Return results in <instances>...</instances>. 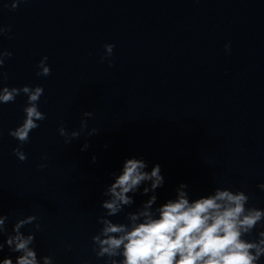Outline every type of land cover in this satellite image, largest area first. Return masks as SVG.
<instances>
[{
  "label": "water",
  "instance_id": "obj_1",
  "mask_svg": "<svg viewBox=\"0 0 264 264\" xmlns=\"http://www.w3.org/2000/svg\"><path fill=\"white\" fill-rule=\"evenodd\" d=\"M12 2L0 0V26L11 29L0 50L12 53L0 87H42L46 118L22 146L21 162L9 131L23 123L27 97L0 105V214L9 234L19 219L37 217L21 231L40 225L38 259L105 264L92 236L112 173L127 159H143L149 172L160 165L154 208L184 183L191 199L219 187L264 209V0H26L10 11ZM106 44L113 54L102 62ZM45 56L51 74L42 77ZM85 119L79 138L65 144L59 129L79 132ZM144 186L131 207L108 218L127 223L153 194L141 195ZM17 255L5 245L0 261L15 264Z\"/></svg>",
  "mask_w": 264,
  "mask_h": 264
},
{
  "label": "clouds",
  "instance_id": "obj_2",
  "mask_svg": "<svg viewBox=\"0 0 264 264\" xmlns=\"http://www.w3.org/2000/svg\"><path fill=\"white\" fill-rule=\"evenodd\" d=\"M26 0H13L10 11L16 10ZM10 26H0V37L10 32ZM11 38V37H9ZM105 57H111L114 45H104ZM230 50V45H225ZM12 56L11 52L0 50V69L5 60ZM47 57H43L37 68L38 76L51 74L47 66ZM112 64L109 62V67ZM7 80V74L0 71V84ZM42 87L9 88L0 87V105L15 102L17 96L23 94L27 103L23 111L25 119L9 135L16 139L21 147L13 150V154L24 162L27 157L22 146L28 143L30 133L39 127L37 121H43L45 114L39 111L38 104L43 95ZM91 118V112L83 113ZM87 127V120L81 121V131L69 133L64 127L59 134L65 138V144L78 139ZM93 128L88 136L96 135ZM85 144L81 151L87 150ZM46 158V157H45ZM93 157V162H95ZM44 168L46 165H39ZM148 164L143 159H127L119 174L112 173L114 182L109 185L103 195L107 199L101 202L104 215L97 222L102 225L98 234L92 236V251L95 256L107 258L105 264H259L264 257V231L258 232V239L250 241V236L258 227L264 228V209L249 204V196L243 191L233 192L228 189L215 188L213 192L197 199H191L187 184H180L176 189L175 199H169L159 207H155L157 189L163 187L164 176L159 164L146 171ZM144 186L141 195L153 193L135 212L127 213V223H114L108 217H115L135 201V195ZM264 190V184L258 185ZM132 195H129V194ZM9 217L0 214V236L6 240L0 243V252L5 245L11 253H18L15 264H53L51 256L38 259L34 247L35 232L40 225H34L35 231L25 235L21 229L32 225L37 217L32 215L19 219L8 233ZM0 264H13L11 257H6Z\"/></svg>",
  "mask_w": 264,
  "mask_h": 264
}]
</instances>
